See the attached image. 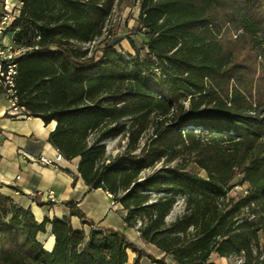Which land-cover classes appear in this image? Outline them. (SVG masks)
Masks as SVG:
<instances>
[{"label": "trees", "instance_id": "trees-1", "mask_svg": "<svg viewBox=\"0 0 264 264\" xmlns=\"http://www.w3.org/2000/svg\"><path fill=\"white\" fill-rule=\"evenodd\" d=\"M120 1L21 0L6 30L25 50L17 107L56 122L53 147L165 256L95 229L76 202L64 205L87 236L0 193V264H127L128 252L131 264H264V0H140L131 34L146 41L126 55L104 37ZM236 177L246 188L235 198Z\"/></svg>", "mask_w": 264, "mask_h": 264}, {"label": "crops", "instance_id": "crops-1", "mask_svg": "<svg viewBox=\"0 0 264 264\" xmlns=\"http://www.w3.org/2000/svg\"><path fill=\"white\" fill-rule=\"evenodd\" d=\"M20 7L21 0H4L0 4V15L17 17ZM55 126V121L45 124L40 118L26 117L22 112L14 114L7 103H0V193L12 197L19 206L30 208L38 222L44 218L69 217L71 226L87 236L91 226L83 224L75 216H69L70 211L64 205L66 202H76L95 229L122 232L146 254L156 259L164 257L165 254L153 245L143 244L135 229L125 228V211L112 201L109 194L99 189H88L77 172L79 158L64 160L59 169L32 162L39 156H54L56 148L50 142V134ZM14 191L18 195H14ZM48 193H51L52 198ZM35 199L45 205L38 207ZM49 232L48 226L43 234L47 236L46 242H43L47 251L54 244ZM48 243L49 249L46 248ZM134 257L133 253L128 252V263L131 264ZM142 259L151 264L143 256L139 258L140 264ZM218 259L229 261L228 258Z\"/></svg>", "mask_w": 264, "mask_h": 264}, {"label": "rangeland", "instance_id": "rangeland-1", "mask_svg": "<svg viewBox=\"0 0 264 264\" xmlns=\"http://www.w3.org/2000/svg\"><path fill=\"white\" fill-rule=\"evenodd\" d=\"M139 4L140 0H121L115 7L111 18L108 21L107 24V32L105 33L104 37L106 40L110 43L115 45V48L121 55H126V54H133V50L130 45V40L133 42V44L137 47H141V43L146 41V38L144 35L139 34L138 36H133L131 34L132 30L135 29L136 27V20L138 17V12H139ZM13 34L11 32L6 33V40H12ZM6 41V42H7ZM93 44L91 47L95 46ZM100 52H97L96 55H99ZM124 142L121 143L123 145ZM107 149L109 152L112 153V155H115L120 151V147H118V142L109 140L105 142ZM188 170L194 173L199 174L200 176H204V173L199 171L196 166L190 165L188 167ZM240 181V177H236L232 182H231V190L229 192L230 197H237L239 194H242L246 188L245 185L243 186H238ZM180 210V205L176 206L170 217L168 218V221H171L174 216L179 212ZM41 241L46 242L47 236L42 235L41 236ZM212 259L214 262L217 264H233L234 261L229 259V261H224L220 260L217 257L213 256ZM130 264V263H128Z\"/></svg>", "mask_w": 264, "mask_h": 264}, {"label": "built area", "instance_id": "built-area-1", "mask_svg": "<svg viewBox=\"0 0 264 264\" xmlns=\"http://www.w3.org/2000/svg\"><path fill=\"white\" fill-rule=\"evenodd\" d=\"M14 18L7 14H2L0 17V103H7L9 110L16 114L22 112V108L17 107L15 91L17 61L24 55L25 50L15 45L12 40L7 42L5 40L6 30ZM63 161L64 159L58 150L55 151L52 158L39 156L32 160V162L55 169L61 168ZM14 195H18V192L14 191ZM48 196L52 198L51 193H48Z\"/></svg>", "mask_w": 264, "mask_h": 264}, {"label": "bare ground", "instance_id": "bare-ground-1", "mask_svg": "<svg viewBox=\"0 0 264 264\" xmlns=\"http://www.w3.org/2000/svg\"><path fill=\"white\" fill-rule=\"evenodd\" d=\"M51 243V242H50ZM50 243L47 244L46 248L49 249L50 247ZM141 264H149L148 261L146 259H142Z\"/></svg>", "mask_w": 264, "mask_h": 264}]
</instances>
